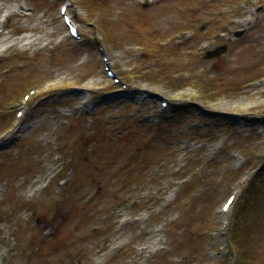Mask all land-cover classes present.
<instances>
[{
    "label": "rangeland",
    "instance_id": "obj_1",
    "mask_svg": "<svg viewBox=\"0 0 264 264\" xmlns=\"http://www.w3.org/2000/svg\"><path fill=\"white\" fill-rule=\"evenodd\" d=\"M263 161L264 0H0V264H264Z\"/></svg>",
    "mask_w": 264,
    "mask_h": 264
},
{
    "label": "water",
    "instance_id": "obj_2",
    "mask_svg": "<svg viewBox=\"0 0 264 264\" xmlns=\"http://www.w3.org/2000/svg\"><path fill=\"white\" fill-rule=\"evenodd\" d=\"M241 34H242V31L237 32L235 35H236V36H240ZM224 50H225V46H220V47H218L217 49H215L214 51H210V52L206 53L205 57H206V58L213 57V56H215V55L220 54V53L223 52Z\"/></svg>",
    "mask_w": 264,
    "mask_h": 264
},
{
    "label": "trees",
    "instance_id": "obj_3",
    "mask_svg": "<svg viewBox=\"0 0 264 264\" xmlns=\"http://www.w3.org/2000/svg\"><path fill=\"white\" fill-rule=\"evenodd\" d=\"M264 170V163H263V167H262V169H261V172ZM259 174V173H258ZM258 174H257V176H256V178H258ZM255 181H256V179H255ZM247 193H246V192ZM250 191H251V184H249L247 187H246V189L243 191V193L245 192L246 194H245V196H248L249 194H250ZM240 209V212H241V207L239 208ZM236 214V213H235Z\"/></svg>",
    "mask_w": 264,
    "mask_h": 264
}]
</instances>
